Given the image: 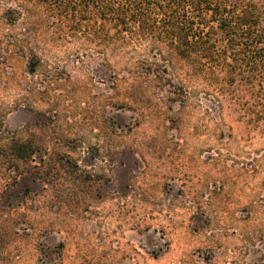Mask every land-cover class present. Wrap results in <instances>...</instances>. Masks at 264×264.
Wrapping results in <instances>:
<instances>
[{"label": "rangeland", "instance_id": "374dc122", "mask_svg": "<svg viewBox=\"0 0 264 264\" xmlns=\"http://www.w3.org/2000/svg\"><path fill=\"white\" fill-rule=\"evenodd\" d=\"M218 46L194 75L0 0V264H264V61Z\"/></svg>", "mask_w": 264, "mask_h": 264}, {"label": "trees", "instance_id": "16d2710c", "mask_svg": "<svg viewBox=\"0 0 264 264\" xmlns=\"http://www.w3.org/2000/svg\"><path fill=\"white\" fill-rule=\"evenodd\" d=\"M40 8L50 26L105 46L151 38L184 60L191 74L213 76L219 42L264 61V10L256 0H17ZM215 76V75H214Z\"/></svg>", "mask_w": 264, "mask_h": 264}]
</instances>
